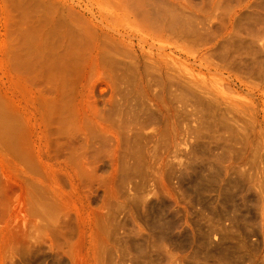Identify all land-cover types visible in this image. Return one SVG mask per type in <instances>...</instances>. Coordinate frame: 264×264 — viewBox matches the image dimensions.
<instances>
[{"label":"rangeland","instance_id":"rangeland-1","mask_svg":"<svg viewBox=\"0 0 264 264\" xmlns=\"http://www.w3.org/2000/svg\"><path fill=\"white\" fill-rule=\"evenodd\" d=\"M0 264H264V0H0Z\"/></svg>","mask_w":264,"mask_h":264}]
</instances>
